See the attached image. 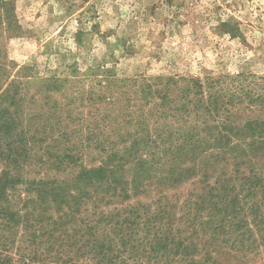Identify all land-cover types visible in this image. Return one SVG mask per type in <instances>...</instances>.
<instances>
[{
  "label": "rangeland",
  "instance_id": "obj_1",
  "mask_svg": "<svg viewBox=\"0 0 264 264\" xmlns=\"http://www.w3.org/2000/svg\"><path fill=\"white\" fill-rule=\"evenodd\" d=\"M263 117L264 0H0V171L16 151L24 180L63 179L75 171L68 160H125L136 145L124 177L138 158L153 165L146 175L168 184L137 198L150 204L161 191L179 221L187 196L204 186V160L215 162V178L264 175L263 152L248 146ZM194 143L198 165L180 155ZM262 199L258 189L243 203L262 201L264 213ZM12 212L13 221L0 218V264H67L50 246L72 233H47L57 217L42 223L36 210L24 222L19 203ZM254 251L251 264H264V248Z\"/></svg>",
  "mask_w": 264,
  "mask_h": 264
},
{
  "label": "trees",
  "instance_id": "obj_2",
  "mask_svg": "<svg viewBox=\"0 0 264 264\" xmlns=\"http://www.w3.org/2000/svg\"><path fill=\"white\" fill-rule=\"evenodd\" d=\"M251 130L248 146L254 151V157L260 151L262 157L264 126ZM227 138L223 136V144L218 146L223 153L231 146ZM210 141L209 136L207 142ZM216 141L220 142L219 137ZM208 143L200 148L202 153L210 147ZM199 144H192L180 155L196 163V157L201 154ZM136 148L135 145L126 152L125 160L112 156L91 167L80 165L78 159L68 160L75 171L66 178L31 181L22 178V163L15 151L16 158L6 160L7 169L0 171V218L9 217L13 221L16 214L12 208L18 203L24 212L19 220L24 222L33 221L36 210L42 211L39 215L42 223L57 217L52 227H47V233L50 231L53 235L60 230H64V235L72 233L66 239L55 238L57 245L50 246L56 251V260L67 264H159L162 261L167 264H251L253 259L248 252L264 248V213L262 201H254L256 205L251 208L243 201H253L258 189H264L263 173L252 171L245 175L236 171L231 177H220L223 175L220 174L215 178L211 171L215 162L204 160L199 168L203 172L199 184L204 186L200 194L192 192L187 196L178 221L175 219L177 206L165 205L167 197L161 191L156 192L157 201L150 204L137 198L144 188L168 184L166 178L153 179L146 175V166L152 168L153 165L138 158L134 161L132 175L124 177L125 168L133 164L129 159L135 156ZM4 149L12 147L6 145ZM241 156L246 157V154ZM13 167L17 170L14 174ZM188 174L193 176L194 171ZM210 178H215L214 185L207 184ZM170 180L175 184L181 178L172 176ZM20 185L26 187L27 193L17 202L11 199V194ZM48 210L56 215H47ZM249 212L254 214L253 220Z\"/></svg>",
  "mask_w": 264,
  "mask_h": 264
}]
</instances>
